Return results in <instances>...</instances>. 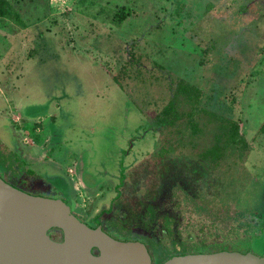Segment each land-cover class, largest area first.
<instances>
[{
  "label": "rangeland",
  "instance_id": "1",
  "mask_svg": "<svg viewBox=\"0 0 264 264\" xmlns=\"http://www.w3.org/2000/svg\"><path fill=\"white\" fill-rule=\"evenodd\" d=\"M9 1L19 17L0 18V176L29 173L30 192L69 195L84 220L118 189L122 212L170 205L171 235H143L158 255L217 247L227 230L229 248L264 253V0ZM231 122L244 156L204 158ZM49 149L56 162L36 164Z\"/></svg>",
  "mask_w": 264,
  "mask_h": 264
},
{
  "label": "water",
  "instance_id": "2",
  "mask_svg": "<svg viewBox=\"0 0 264 264\" xmlns=\"http://www.w3.org/2000/svg\"><path fill=\"white\" fill-rule=\"evenodd\" d=\"M74 205L69 196L34 194L0 176V264H154L143 242L90 226ZM53 228L61 240L50 236ZM160 264H264V253L213 247L171 254Z\"/></svg>",
  "mask_w": 264,
  "mask_h": 264
},
{
  "label": "flooded vegetation",
  "instance_id": "3",
  "mask_svg": "<svg viewBox=\"0 0 264 264\" xmlns=\"http://www.w3.org/2000/svg\"><path fill=\"white\" fill-rule=\"evenodd\" d=\"M51 151L52 150L49 149L45 153V154L48 153V156L45 155L42 161L38 159L37 161H34V162L36 164L39 162L41 163H45L49 161L56 162L55 159L52 160L53 157L50 155ZM2 165H5V164H2ZM2 169H3V166H2ZM29 175L30 174L28 173L27 175H24V176H17L15 171H13L12 174H10V177H11L10 178L9 176L4 174L6 178H9L8 182L13 183V184L15 183L16 185H18L19 187L27 191H29L31 188H34V185H33L34 180L31 179L33 181L32 183H29L27 181L28 180L27 177H30ZM12 177L15 180H13ZM125 178H126L125 175H123L122 176V186L125 185L124 183ZM62 186H64V183H62ZM42 192L49 193V191L46 189ZM122 194H123L122 191L119 189L117 192H115L114 196H113V193L109 194L107 198L109 197L112 198L109 205H107L106 208H99L96 211V213L92 215V217L90 218L91 220H84L76 211L74 212L83 221L92 222L95 224V226H102L103 230H105L107 233H109L111 236L117 239L143 242L146 245L150 255L152 256L153 263L160 264L163 260L167 258V255L165 256L158 255V253H156V251L153 249V239H146L145 237H143V235L150 236L152 234H158L160 232L163 233V235H169V236L171 235V228L176 229V226H175V216L168 212V210H170V205H169V208H167L166 206V209H165V205L163 203L158 204L159 202L154 203V201L151 200L145 203L143 207H139L140 211L135 214H134V211L127 210L126 208H124V211L122 212L119 210L116 204V202H118V199L122 196ZM114 212L116 213V218H119L122 221L121 223H119L118 229L123 231L124 235L120 237L117 236L116 235L117 233L110 230L107 226L108 223L112 220L111 217L114 214ZM157 227L160 229L159 232H158ZM232 231L233 230H227L226 238L224 241H222L221 239H216V241H213L212 247L217 246V247H222V248L224 247L229 248L230 246H233L232 245L233 244L232 243V240H233ZM53 233H60L61 235L62 231L60 229L53 228L50 230L49 234L53 239L61 240L62 236L61 238H59V237L54 236ZM127 233H130V236L127 235ZM176 239H179V238H176ZM177 251H187V248L186 247L179 248L175 250V252Z\"/></svg>",
  "mask_w": 264,
  "mask_h": 264
},
{
  "label": "trees",
  "instance_id": "4",
  "mask_svg": "<svg viewBox=\"0 0 264 264\" xmlns=\"http://www.w3.org/2000/svg\"><path fill=\"white\" fill-rule=\"evenodd\" d=\"M127 14L128 13H125V11L117 12L115 17L118 22H121L122 20H124ZM11 15L16 16L17 18L19 17L18 14L14 12L9 0H0V18L11 16ZM180 88L183 90H186L184 85H180ZM177 104H178L177 99H172L170 101L165 111L169 112V114H173L174 116H171L170 118H166L164 120L165 123L173 124L175 120L179 118V114L177 111ZM192 121L190 123L192 127V131L197 132L199 130L197 123H195L194 121L192 122ZM239 136H240L239 127L236 122H231L230 125H223L218 135L217 145L204 151L203 157L206 159L217 160L218 162L219 160L223 158V156L226 155V153L228 152V149L232 148L233 151H238L239 153H236V154H238V156L242 158L244 156L245 150L248 145L246 144L247 143L246 140L243 139L241 136L240 137ZM238 143H240V145ZM243 143L245 145H243ZM159 150L164 152L166 148L161 145V147H159Z\"/></svg>",
  "mask_w": 264,
  "mask_h": 264
}]
</instances>
